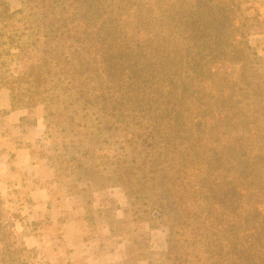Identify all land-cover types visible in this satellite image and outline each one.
<instances>
[{
    "label": "rangeland",
    "instance_id": "rangeland-1",
    "mask_svg": "<svg viewBox=\"0 0 264 264\" xmlns=\"http://www.w3.org/2000/svg\"><path fill=\"white\" fill-rule=\"evenodd\" d=\"M8 1L12 16L0 23V28L12 32L16 39L22 34L18 39L26 48L30 43L27 49L42 45L49 29L67 36L72 50L70 63L83 77L92 78L85 89L97 95L90 106L94 116L101 105L98 79L107 80L100 65L113 59V52L119 56L115 64L128 56L130 61L144 60L146 66L155 64L152 75L163 77L164 72L157 68L165 67L163 54L171 50L179 73L175 77L177 83L172 84L176 92L182 90L179 75L183 72L184 77H189L192 62L203 56L208 61L202 63L197 76L216 78L217 65L224 63L223 48L227 46L226 37L222 41L218 32H234L235 42L251 47L264 59V0H237L239 8L232 6L234 18L230 22H225L222 8L230 7L234 0ZM200 11H206L212 19L214 32L192 25L193 13ZM16 45L10 44L8 37L0 38V264L217 262L220 239L240 234L241 223L233 218L232 211L240 208L241 201L230 200L231 213L224 222L213 224L215 232L211 230L202 242L197 223L183 219L167 197L158 195L159 189L144 204L141 193L130 199L122 186L100 187L97 181L87 185V174L86 179L79 180L84 169L70 162V107L61 100L53 104L48 132L44 103L10 110L11 92L6 81L18 75L19 68H27L33 59L30 55H17ZM184 48L189 49V54ZM74 49L75 60L71 55ZM91 66L95 69L91 70ZM125 72L124 76H128L130 69ZM117 74L118 78L122 76L120 71ZM200 85L202 88L194 85V95L205 92L214 100L210 89L214 85L205 79ZM109 88L108 83L100 89L108 94ZM106 106L110 109L109 104ZM135 115L134 125L143 127L140 130L132 125L127 128L129 132L151 130L141 114ZM106 119L113 123L111 117ZM220 125L223 127L218 123L214 132L213 128L206 129L222 142L226 135L218 128ZM185 127L193 131L187 124ZM111 129V143L100 148L97 145V156L107 146L110 152L129 159L147 157V165L150 164L149 158L159 148L151 136L145 133L144 144L133 142L123 150L122 138L129 135L123 136L120 128ZM243 132L244 128L240 133Z\"/></svg>",
    "mask_w": 264,
    "mask_h": 264
},
{
    "label": "trees",
    "instance_id": "trees-1",
    "mask_svg": "<svg viewBox=\"0 0 264 264\" xmlns=\"http://www.w3.org/2000/svg\"><path fill=\"white\" fill-rule=\"evenodd\" d=\"M234 4L239 8L237 0L222 8L225 22L231 21ZM11 16L9 1L0 0V23ZM192 19L194 27L214 32L206 11L193 13ZM243 19L246 21V17ZM11 33L0 28V38L8 37L10 44L17 43V55H30L33 59L27 68H19V74L6 81L11 92L10 110L44 103L48 132L53 104L61 100L70 107V162L83 167L79 180L86 179L87 174V185L97 181L100 187L122 186L130 199L141 193L144 204L159 189L158 195L167 197L183 219L197 223L202 242L211 230L215 232L213 224L224 222L231 213L230 200H239L241 206L233 208L232 215L241 223L240 234L220 239L216 250L219 257L214 264H264V59L255 50L235 42L234 32H218L222 41L227 40V46L223 48L224 63L217 65L216 78L197 76L203 69L202 63L208 61L203 56L192 62L189 77H184L183 72L179 75L180 92L172 89L179 73L171 50L163 54L165 67L157 68L164 72L163 77L152 75L155 64L146 66L144 60L130 61L128 56L115 64L119 56L113 52V59L100 65L107 80L98 79L101 105L94 116L90 106L97 95L85 89L92 78L83 77L70 63L72 50L67 36L49 29L45 42L32 50L27 49L30 43L26 48L19 42L22 34L16 39ZM73 51L75 60L77 50ZM184 52L189 54V49L184 48ZM126 69H130L128 76H124ZM118 71L122 72L120 78ZM204 79L214 85L210 88L214 100L205 92L194 95V85L202 88L200 83ZM108 83L111 91L107 94L100 88ZM133 112L141 114L151 130L140 131L143 126L134 125ZM218 123L223 125L218 128L226 135L222 142L206 129L213 128L214 132ZM186 124L193 131L185 129ZM132 125L140 130L129 132L127 128ZM111 127L120 128L123 136L129 135L120 142L123 150L133 142L144 144V138L151 136L159 148L149 158L150 164L147 165V157L139 161L129 159L110 152L107 146L97 156L100 145L111 143ZM197 127L201 131H195ZM243 128L245 132L240 133Z\"/></svg>",
    "mask_w": 264,
    "mask_h": 264
}]
</instances>
